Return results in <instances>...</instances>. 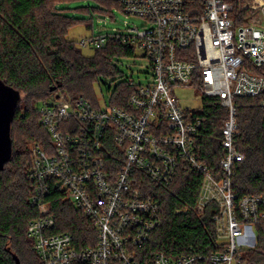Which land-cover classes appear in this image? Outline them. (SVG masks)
<instances>
[{"label": "built area", "instance_id": "obj_1", "mask_svg": "<svg viewBox=\"0 0 264 264\" xmlns=\"http://www.w3.org/2000/svg\"><path fill=\"white\" fill-rule=\"evenodd\" d=\"M127 16L142 18V27L113 28L83 38L81 47L102 49L110 40L141 50L150 62L151 79L143 84L127 78L137 90L125 108L84 96L58 93L38 106L49 143L34 141L27 178L33 185L31 204L38 215L27 226L42 264H243V251L257 243L256 226L264 225V195H241L232 187L235 167L246 158L235 138L238 97H262L264 76V0H199L191 14L187 0H110ZM196 10V8H195ZM180 87L218 97L228 109L222 127L223 175L202 160L200 110L183 107ZM259 105L264 107V98ZM202 106V105H201ZM201 109V108H200ZM204 179L195 203L175 213H205L216 205L212 220L219 251L208 256L156 252L141 261L139 250L162 225L161 204L149 184L169 185L182 169ZM60 191L88 215L97 242L78 248L68 232H54L56 216L48 196Z\"/></svg>", "mask_w": 264, "mask_h": 264}, {"label": "trees", "instance_id": "obj_2", "mask_svg": "<svg viewBox=\"0 0 264 264\" xmlns=\"http://www.w3.org/2000/svg\"><path fill=\"white\" fill-rule=\"evenodd\" d=\"M78 0H0V81L19 93L10 125L11 155L0 166V264H42L27 234L28 223L38 211L31 204L34 188L27 178L31 159L30 144L49 143V135L40 123L38 106L53 101L58 93L72 99L84 96L95 105L98 98L95 85L104 79H118L110 92V102L125 108L137 90L129 85L120 69L118 57L134 56L135 50L116 40L86 56L69 31L81 19L72 18L63 5ZM99 2L110 13L119 5L110 0ZM191 14L200 13L199 0H187ZM196 8V10H195ZM89 12L103 9L86 8ZM264 76V64L256 70ZM54 88V90H51ZM238 97L237 148L245 153V160L235 167L232 187L239 196L264 195V107L261 99ZM202 106L196 114L204 126L199 136L202 160L218 176L224 151L221 146L222 127L228 109L218 97L202 96ZM17 137V138H16ZM204 179L198 172L182 168L167 186L149 184V192L160 200L162 225L139 250L141 261L156 252L176 256L194 252L208 256L219 251L217 228L212 220L216 205L207 206L204 214L175 213L184 203H195ZM47 201L56 216L54 232H68L78 248L97 242V232L91 218L56 190ZM257 243L243 251V264H264V225L256 226ZM72 264H89L75 260ZM200 264H212L203 260Z\"/></svg>", "mask_w": 264, "mask_h": 264}, {"label": "rangeland", "instance_id": "obj_3", "mask_svg": "<svg viewBox=\"0 0 264 264\" xmlns=\"http://www.w3.org/2000/svg\"><path fill=\"white\" fill-rule=\"evenodd\" d=\"M66 8L65 12L68 16L72 18L81 19V22L76 24L70 31L68 37L72 40H76L78 46L82 49L83 54L86 56H91L94 54L95 50L92 47H81L79 42L83 38H88L92 34H106L111 32L113 28L123 29L125 28V22L129 26H140L144 23L142 18L136 16H127L118 7H113L110 13L105 12V8L97 1L93 0H78L71 3L63 5ZM86 8H101L104 12L91 11L89 12ZM120 69L125 73V78L133 79L136 82H141L143 84L147 83L151 79V69L149 60L143 56L141 50H137L135 56H123L118 57L116 61ZM118 83V79H104L100 83L95 85V92L101 105H105L106 100L109 98V92L107 87L110 86L111 89L115 87ZM5 92V96H10V104L7 117V125L5 129L3 148L0 149V166L3 165L4 160H6L11 155V144L9 139V128L10 121L12 117V102L16 99V93L10 88H2ZM175 95L179 100V103L186 108L191 110H200L202 105L201 94L192 87H180L175 90ZM17 138V137H16ZM33 143V142H32ZM31 143V144H32ZM30 144V146H31Z\"/></svg>", "mask_w": 264, "mask_h": 264}, {"label": "water", "instance_id": "obj_4", "mask_svg": "<svg viewBox=\"0 0 264 264\" xmlns=\"http://www.w3.org/2000/svg\"><path fill=\"white\" fill-rule=\"evenodd\" d=\"M2 88H9L7 86H5L1 81H0V149L3 148V142H4V135H5V129H6V125H7V117H8V110H9V104H10V96L6 95L5 96V92L2 91ZM12 90V89H11ZM51 90H54V88H51ZM14 91V90H12ZM17 95H16V99L12 102V112L14 111V105L16 104V102L19 99V93L14 91ZM58 96V95H57ZM13 118V113H12V117H11V121ZM11 121H10V125H11ZM9 139H10V128H9ZM11 144V141H10ZM9 158V157H8ZM7 158V159H8ZM6 159V160H7ZM4 160V162L6 161ZM3 162V163H4Z\"/></svg>", "mask_w": 264, "mask_h": 264}]
</instances>
